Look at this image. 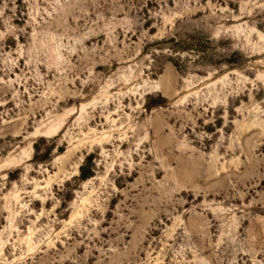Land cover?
Here are the masks:
<instances>
[{
  "label": "rangeland",
  "instance_id": "obj_1",
  "mask_svg": "<svg viewBox=\"0 0 264 264\" xmlns=\"http://www.w3.org/2000/svg\"><path fill=\"white\" fill-rule=\"evenodd\" d=\"M0 264H264V0H0Z\"/></svg>",
  "mask_w": 264,
  "mask_h": 264
}]
</instances>
